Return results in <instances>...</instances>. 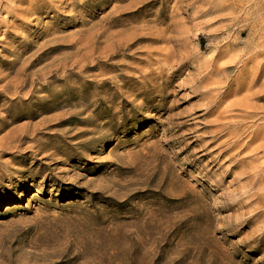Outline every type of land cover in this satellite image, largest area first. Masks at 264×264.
I'll return each instance as SVG.
<instances>
[{"label":"rangeland","instance_id":"374dc122","mask_svg":"<svg viewBox=\"0 0 264 264\" xmlns=\"http://www.w3.org/2000/svg\"><path fill=\"white\" fill-rule=\"evenodd\" d=\"M133 1L0 0V144L50 121L38 130L39 145L27 141L17 154L0 153V264H264V147L251 153L264 143L232 156L223 154L231 138L213 140L219 115L222 124L233 123V113L223 111L234 100L206 116L190 94L193 65L146 103L124 89L126 106L111 101L126 79L137 83L133 95L145 91L139 62L164 49L146 43L111 59L116 39L136 26L131 18L145 12L153 22L162 8L170 12L185 0H153L154 6L128 11ZM236 3L248 7L252 0ZM256 3L264 11V0ZM215 17L188 24L180 16L190 31L186 51L200 65L215 63L214 77L231 79L239 70L231 59L251 42L245 31L235 47L234 38L221 35L223 18ZM260 20L264 29V12ZM55 71L58 84L50 90H77L70 106L38 116L44 109L38 101L49 94L28 99L27 86L20 96L28 108L5 113L14 97L4 88L13 93L24 76L33 74L29 84L42 74L37 90ZM68 73L76 77L65 86ZM81 100L86 112L73 107ZM76 120L88 123L55 126ZM250 126L264 129V122Z\"/></svg>","mask_w":264,"mask_h":264},{"label":"bare ground","instance_id":"6f19581e","mask_svg":"<svg viewBox=\"0 0 264 264\" xmlns=\"http://www.w3.org/2000/svg\"><path fill=\"white\" fill-rule=\"evenodd\" d=\"M5 1L11 3L20 0ZM152 1L153 0H135L127 10L129 11L137 7L140 9L154 6V2L152 3ZM233 1L234 0H185L182 3L178 2L175 4L170 8V12H168V7L162 8L163 12L161 10L156 15V19L153 22L144 20L145 12L138 13L136 17L131 18V23H134L136 26L131 25L134 27L129 29V35L126 38L116 39L113 46L114 54L111 59L126 58L128 57L125 55L126 52L146 43L162 44L164 45V49L152 54L155 55L153 59L150 58V54H146L149 60L147 62H139L143 68L136 70V72L139 75V80L142 82L140 85H146L147 87L145 91L133 95L132 93L134 90H131V86L137 83H134L132 79H126L121 86L115 89L114 94L111 95V101L113 102L121 99L120 103L126 106L128 102H125V98L123 99L122 96L127 95L133 96L134 100L142 99V102L146 103L148 99L155 94H162L165 90L171 88L173 83L181 78V70L183 68L194 65L196 76L189 82V90L190 94L194 96L192 100L198 99V102L202 104L206 116L211 117L217 114L223 105V101L230 99L234 100L223 111V114L233 113L230 117L234 119L233 123L222 124V115H219L212 125V128L215 129L213 137L214 143L225 137L233 140L229 149L224 151L223 154L229 155L232 153V156H239L250 150L256 144L264 143V129H260L258 126L247 127L248 122H264V107H259L257 105L264 101V40H262L264 37V29L261 28L260 20L261 13L264 11L263 7L259 3H256V0H252L251 5L248 7L243 6L242 3H236V0ZM45 6V4L42 5V7ZM164 10L166 12H164ZM136 12L137 11H135V13ZM40 13L42 12L36 14ZM180 16H184V21L188 24L193 22L196 17H222L223 19L219 21L224 24L221 28V35L226 37L227 40L234 38L232 44L235 47L240 46L241 37L245 31L248 32V40L251 44L247 49L244 48L243 51H239L231 59V63H236L239 66V70L236 71L231 79H220L218 76L214 77L212 68L215 66V63L200 65L199 59H197L194 54L187 53V39L189 38L190 31L183 28V21L179 20ZM216 17L215 19H217ZM261 30L263 33H261ZM215 56L218 57L219 54ZM259 60L262 61L258 62ZM249 65H252L253 69H248ZM84 72L89 73L91 71L84 69ZM167 72H171L167 80L157 86L155 82L161 80ZM56 73L58 72H49L48 79L52 82L42 85L37 90H34V87L37 82L44 80L42 74L36 75L34 82L32 81L29 84V77L33 76V74L24 76L25 80L19 82L14 89H12L13 93L9 89L4 88L2 90L3 92H9L12 94L11 96L14 97L9 103L5 113L9 115L11 112L22 111L28 108L29 103H26V101L22 102L23 95L20 96V92L25 90L27 86L30 88V91L27 93L28 99H33L34 95L37 93L49 94L47 99L38 101L37 106L44 105V109L40 110V112L38 111V116L51 114L70 106V101L74 100V97H77V90L75 88H69L66 91L62 90L60 93H54L52 89L50 90L53 84H58V82L54 80ZM75 77V75L68 73L65 77L66 83L64 85L66 86L68 81ZM233 87L234 89L232 90L231 88ZM84 89L85 87L82 86L81 90ZM123 89L128 93H124L125 95L122 94ZM222 89L224 92L219 93V90ZM62 95H67L68 98L58 102ZM81 101L76 103L73 107H83V111L86 112L89 107L85 106V100ZM162 102L165 105V101L162 100ZM198 113L200 112H195L193 115H198ZM34 116L23 118L31 120ZM49 122V120L43 119L38 124L30 126L29 134H13L10 137L8 145L0 144V153L3 154V151H14V153L17 154L27 141L39 145V142L35 140L36 136L39 135L38 130L45 127ZM86 123H88V121L76 120L71 123H69V121L58 123L55 126H63L65 124L76 126L85 125ZM2 128L3 124L1 123L0 129ZM46 128L49 129V127ZM14 144L17 145L14 146ZM263 147L264 145H260L258 148L253 149L251 153L257 152ZM44 149L45 148H42L39 151H43Z\"/></svg>","mask_w":264,"mask_h":264}]
</instances>
